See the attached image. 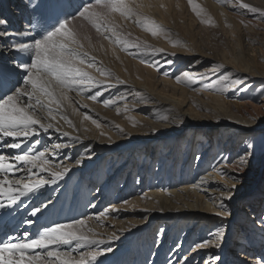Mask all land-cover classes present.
Listing matches in <instances>:
<instances>
[{
  "label": "rangeland",
  "instance_id": "obj_1",
  "mask_svg": "<svg viewBox=\"0 0 264 264\" xmlns=\"http://www.w3.org/2000/svg\"><path fill=\"white\" fill-rule=\"evenodd\" d=\"M47 1L51 3L56 0ZM117 1L120 2V0H60L62 5L59 3V6H62L61 9L57 8L54 3L52 4L53 15L51 19L53 18V21L41 18L42 25L48 22L52 27L51 31L55 33L52 37H49L52 32L49 30L43 31L40 33L41 36L32 39L33 42L37 43L48 38L55 41L58 37H62L73 43V49L86 54V59H90H83L86 62V67L84 66L85 64L83 67H78L65 63L64 55L61 59H57L55 55H50L49 64L40 62V64L45 65V69L58 62L57 66H52L53 71H46L43 74L46 76L45 82L47 85L57 88V96L61 99L60 107H58L61 109L67 107L72 115V118H63L65 120L58 118L61 120L59 122H62V125H66L64 128L69 129L70 127L69 130L76 134L81 132V128L83 129L82 131H91L96 139L102 137L109 139L105 140L107 143L116 137L121 138V141L118 142H125L135 137L142 138L151 131L150 129L158 132H162V129H175V132L180 128L181 130L178 133H173L175 134L173 137L168 135L169 138H162L157 145V152L156 148L154 150L150 148L153 152L150 150L148 154L144 150L145 146L140 147L145 156H149V162H145L147 167L140 171L143 172V179L140 181L139 169L141 166L137 161L130 162L131 155H128L131 153L133 146L127 150V153L122 154L123 158L120 156L121 160L124 158L128 160L126 162L122 160L121 162L123 163L119 162L116 164H122V171L119 170L121 173L116 174V176L111 177L113 172L109 166V157L111 155L109 153L102 157V163H94L89 168V171L87 170L80 174L79 170H75L72 171L74 172L72 180L69 173L67 177H64L65 180L62 183L57 181L60 184L58 192L61 191L63 186L69 185V188L66 187L71 197H73L71 200V219L61 221L60 224L67 226L74 223L76 221L74 214L81 212L83 208L87 209L88 214L84 215L85 213H83L80 218H88L95 215L90 213L89 210L98 203V200H90L89 193L94 195L96 191H100V195L95 196V199L101 195V199H104L102 209L97 212V214H101L112 203V206L115 207V203L120 205V202L134 201L136 197H140L139 204L141 205L144 203L143 199H146V192L150 193L155 190L164 192L172 189L177 191L178 188L185 187L188 184L197 185L203 189L208 188L209 190L217 187L223 194L220 197H216L215 193H207V197L210 198L208 200L210 202L218 200L225 206L214 207V205V208H209V211L204 212V216L197 219L199 224H195V220H191L195 225L193 227L195 232H193L190 239H186L189 240V244L179 254L175 264H180L182 261L181 264L213 263L206 262V255L200 256L199 253L194 254L192 252L197 245L198 231L202 226H205L206 235L213 233V229L216 226L218 227L216 231L223 235L221 239H217L221 241V248L213 254L215 256L216 254L219 255L220 260L217 263L264 264V247H260L264 240L259 244L258 240L253 238V241H256L248 244L252 248L249 251L244 246H238L239 243H243L242 239H240L241 233H245L242 237L248 238L250 235L249 229L253 227L250 222L252 219L248 217L241 219L240 209L250 205L254 206L253 203L248 202L249 198L255 197L262 187L264 163L257 166L243 163L246 159L243 158V155L236 153L237 148L240 146L236 142L231 145L234 150L231 151V155L227 159L223 157L217 160L220 142L224 141V139H226V143L230 142L229 135L226 136L229 130L223 132V139L220 140L224 124L223 118H226V116L222 115L231 113L236 116L240 114L251 121H256L259 117L264 118V74L257 78L256 86L262 88V92L256 96H252L248 89L243 90L245 85L240 84L241 82L230 83V80L241 79L246 75L240 73L242 69L258 72L257 74H261L259 72L264 73V23L263 18L259 17L264 12V9L255 3L252 4L250 0H205L202 2L171 0V3L169 2V4L160 9H157L156 4L153 2L150 5V10L146 11L144 0H132L134 6H131L130 0H125L124 3L130 8L128 18L125 19L122 18L125 16H122L118 11V6H113ZM11 11H17L16 14L18 11L20 13V10L15 6ZM25 12L24 14H26ZM2 16V18H5L6 13ZM12 17L19 20L17 15H12ZM20 21L25 23L22 19ZM8 25L10 27L9 22ZM62 29L63 31H61ZM105 40L116 49V52H110L105 48ZM6 46V44L3 45L4 48ZM21 55L23 56V54ZM27 58V64L32 70L36 57L32 55ZM60 64L61 66H59ZM191 72L198 75L206 74V76H202L203 80H196L197 78L190 74ZM89 78L95 82L93 89L88 86L91 81ZM220 85H224L222 90L225 91H217L220 90ZM17 87L12 86L7 89L5 94L0 95V110L3 109L5 112V114L0 115V132L4 130L6 132L19 131V133H24L25 131V133L31 134L33 128L21 127L22 122L25 123L24 121L29 119L27 109L35 111L34 108L27 104L26 97L23 98L22 103L20 102L17 110L25 116L23 118L27 116V119H18L17 121V118L11 115L13 112L15 113L12 107L4 108L7 102L1 108L2 102L10 97L11 92H15ZM239 87L243 92H238ZM87 88L89 89L87 90ZM162 100L165 103H160ZM12 101H14V98ZM238 105L239 108H237ZM224 108H227V111L221 110ZM207 127H210V129L208 130ZM212 127L215 128L214 131L216 133L210 134L208 131L212 130ZM233 127L228 128L233 129ZM191 131H193L194 137L193 141L189 142L188 133ZM44 132L47 133V135L45 134L46 143L38 150V155L44 154L42 153L43 150L46 153L50 150L55 151L52 145L57 144L55 139H53L52 132L50 133L48 130ZM247 132H249L248 135L258 136L261 134L259 128L255 127L250 128ZM131 133H140L142 135H133L128 138ZM196 133L198 134L197 136ZM33 134H36V132ZM33 136L36 137L37 135ZM166 139H169V141L165 142ZM174 140L178 141L179 144L173 145ZM152 141L148 142L153 143ZM209 141H211L210 145L213 151L209 153L207 160L204 161L201 149ZM13 142L11 146L20 145L18 142ZM22 142L31 147L26 139L22 140ZM38 142H40V139L36 138L34 143ZM89 142L91 146L94 140ZM161 143L169 145V147L164 146V148L167 147L168 151L172 145L174 146V151L176 150L173 156L174 164L172 169H170L172 172L171 176L166 175V172L169 173L170 160L163 163L159 162L163 152V150H160ZM184 145L188 147V150L193 155H190V151L185 152L186 147ZM177 146H179V154L176 153ZM103 147L97 146L100 149ZM225 147L227 148L229 145ZM19 151L17 149L15 153ZM90 152L95 154L97 150L93 148ZM184 152L189 153V157L186 158V164L184 162ZM55 154L57 155L56 152L49 154V156L46 155L44 160L46 162L52 159L55 160L53 158ZM92 154L88 153L86 156ZM125 154L128 157L124 156ZM80 156L82 157V154L77 152L73 159H67L65 163H74L81 158ZM118 160L116 161L118 162ZM241 160L243 161L240 162ZM198 162H200L199 169ZM157 166H160V171L158 172ZM186 166L189 167V177L185 180L182 178L178 180L179 169L184 170ZM221 168H226L227 171L221 172ZM33 173L32 171V176L37 177ZM156 175H160V177L157 179ZM190 175L192 176L190 177ZM203 176L213 178L214 182L209 184V187H205V185L199 183L202 181L201 177ZM64 178L60 177L58 179ZM170 178L173 179L168 181ZM46 179L55 180L53 177H47ZM92 179L98 180L92 187H88V185L93 183ZM107 179L110 180L107 181ZM158 181L159 183H157ZM161 181H163V184H160ZM104 183L107 184L104 185ZM144 183L146 184L143 185ZM101 185L105 187L103 192H101L102 189L99 190ZM138 185L141 186L140 191L137 189ZM134 189L136 192H134ZM128 190L131 191V194H129ZM122 194L125 196V200L121 199L119 201L120 196H123ZM261 202L259 212L254 216L253 221L255 223L259 221L260 224L264 225V198L261 199ZM135 203L133 207L137 208L130 209L132 210L130 215L119 216L116 214L113 215L114 219L112 218L116 222L125 219L136 221L135 224L128 222L126 224H130L128 228H124L122 223L121 227L115 228L111 224L107 225L100 222L99 230H103V233L118 237L126 233L123 231L130 230V235L123 248L110 254H105L104 256L106 257H97L99 260L91 262V264H113L114 260L118 261L117 264H137L138 260L143 261V264L169 263L171 250H174L175 246L184 238L185 231L187 232L189 218H183V220L178 221L176 236L172 238V234L167 232L161 241L160 222L165 219H157L153 224L154 227L152 226L151 230L147 231L148 224L143 225L140 221L143 219L145 221L148 211L142 205L139 207L138 203ZM164 209L162 208V210ZM215 212L219 214L215 215ZM168 214L171 215L169 220L176 222L178 213L174 210H169ZM213 215L216 217L213 218ZM203 223L206 224L204 225ZM254 228L251 230L253 231L251 234L257 229V227ZM59 229L57 230L58 233H60ZM114 229L117 231H114ZM192 237L194 238L192 239ZM209 239L211 238L209 237ZM257 239L259 238L257 237ZM261 239H264V230H262ZM204 240L207 239L205 238ZM159 241L162 243L164 241L167 242L166 250L161 255L162 261L159 260L158 262L160 257L158 255L154 262L153 257L160 247ZM86 244L89 246L81 248L80 251L76 249L79 248V244L74 245L75 250H78L79 254H86L97 249L109 250L111 247L113 248L110 245L100 247L98 246L99 242H94L91 245V242L88 241ZM172 246L174 247L172 248ZM46 249L49 251L51 248L47 247ZM126 252H130L131 255H127ZM117 253H120V256L116 259Z\"/></svg>",
  "mask_w": 264,
  "mask_h": 264
},
{
  "label": "bare ground",
  "instance_id": "obj_2",
  "mask_svg": "<svg viewBox=\"0 0 264 264\" xmlns=\"http://www.w3.org/2000/svg\"><path fill=\"white\" fill-rule=\"evenodd\" d=\"M124 1L125 0H120V2L117 1L118 3H114L115 5L113 6L117 5L119 8L118 11L121 13L122 16H125L122 18L126 19L128 18L130 8H128V5L125 4ZM130 1L132 3L131 6H134V2L132 0ZM202 1L205 0H193V2ZM250 1L252 2V4L255 3L264 9V0ZM144 2L145 10L149 11L150 5L153 2L156 4V8L160 9L162 7H165V5L169 4V2L171 3V0H144ZM53 3L57 6V8H62V6H59L60 0L52 1L51 3H49L47 0H0V95L5 94L7 92V89H10V87L18 86L16 91L11 92L12 94L10 93V97H8L4 102H2L1 108L7 102L4 108L8 106L12 107L15 113L13 112V114L11 115L17 118V121L18 119L22 120L28 118L27 116L26 118H23L25 116H23L17 110L18 106L20 105V102L22 103L24 97L27 98V104H29L32 108L35 109V111L27 109L29 119L25 120V123L22 122L21 125V127L26 126L27 128H33V130H31V134H29L28 132L27 134L25 133V131L24 133H19V131L6 132L4 130L3 132H0V241L3 240V243L0 242V264H91V262L99 260L97 259V257H106L104 256L105 254L107 255L111 252H115L116 250L123 248V246L127 243L129 239L128 236L130 235V230L123 231L126 233L122 236L116 237L103 233V230H99V227L100 222L106 223L107 225L111 224L113 227L115 226V228H117L118 226L121 227V223L124 228L129 227L130 224L126 225L128 222H131V224H135L136 221L133 222V220L125 219L122 221L119 220L118 222H116V220H113V215L116 214H118L119 216L130 215V211L132 212V210L130 209L137 208L133 207L134 204H136L135 202L138 203L139 207H141L142 205V207L146 208V210L148 211L145 221L144 219L140 221L143 225L148 224L147 231L151 230V227L157 219H165L160 222L159 230L161 241L163 240L162 238L165 237L167 232L169 234H172V238L173 236H176L175 233L178 229V221L181 219L183 220V218H189L187 222L189 225L187 228V232L185 231L184 238H182V241L178 243L175 246L174 250H171L170 253L171 258L169 259L168 264H175L177 262L176 260H178L179 258V254L189 244V240L186 239H190V237L193 235V232H195V230L193 229L195 225L191 222V220H195L194 223L199 224L197 219L201 216H204V212L209 211V208L225 206L222 204V202H218V200L214 202H210L208 200L210 198L207 197V193H215L214 195L216 197H220V195L223 194L222 191L219 190V188L216 187L213 190H209L208 188L203 189L200 186H192L191 184H188L185 187L178 188L177 191L175 189L164 192L155 190L151 191L150 193L146 192V199H143L144 203L141 205L139 204L140 197H136L134 199L135 202L133 200L123 201L119 203L120 205H117V203H115V207L112 206V203L108 207H106V211L101 214H97V212L99 211V209H102L104 199H101L102 195L95 199V196H97L98 194L100 195V191H96L94 195L89 193L90 200H98V203L93 205L91 207V210H89L90 213H94L95 215H92L88 218H80L81 214H88L87 209L83 208L81 209V212L74 214V217L76 218V221L74 223H71L67 226H63L64 224H60L61 221L71 219V200L73 197H71L68 191L69 185H66L68 188L66 186H63L61 191L58 192L60 190H58L60 184L57 183V181L62 183L65 180L64 177H67L69 173L72 177V174H74V172L72 171L75 170H79L80 174L86 172L87 170L89 171V168L94 163H102V157L109 153L111 154L109 157V166L111 167L110 169L113 172L111 177H113L114 175L116 176V174L121 173L119 170L122 171L121 163L123 162L121 161L125 160L124 162H126L128 160L125 158L121 160L120 156L122 157L123 153H127V150L131 148V146H133V148L131 149V153H129L128 155H131L130 162L132 161L133 163V161H137L138 164L141 166V168L139 169L140 181L141 179H143V172L140 171H142L144 167H147L145 165V162H149V156H145V153L143 152V150L140 149V147L145 146L144 150H146L148 154L150 153L151 149L154 150L155 148L157 152V145L159 141L162 138H169L168 135L173 137V135H175L173 133H178L181 128L178 129L176 132L175 129H162V132L153 131L152 129H150L151 131L146 133V135L142 138H130L133 135L140 134L131 133L128 137L130 139L127 138L128 141L118 142L121 141V138L119 139L116 137L109 143L105 141L109 139H105L104 137L96 139L94 137V133L92 134L91 131H82L83 129L81 128V132H78L79 134H76L73 131L69 130V126V129L64 128L66 125H62V122H59L61 121L60 119H69L72 118V115L70 114L69 109L67 107H65V109L59 108V104H61V99L57 96V88L55 86H48L45 82L46 76L43 74L46 71H51L53 69L52 66H57L58 62L50 65L48 69H45V65L40 64V62H47L49 64L48 60L50 55H55L57 59H61L64 55L63 57L66 59L65 63H68L71 66L76 65L78 67H83V65L85 64L84 66L86 67V62L83 59H90H86V54L78 52L77 49H73V43L67 41V39H63L62 37H58L55 41L51 40V38H48L42 41H38L37 43L33 42L32 39L41 36V32H46L48 30L51 31V25H49L48 22L42 25L41 18H47L49 20L53 19H51V16L53 15ZM60 5L62 4L60 3ZM14 6L18 8V10H20V13L18 11V13L16 14L17 11H11ZM24 11H26V14H24ZM4 12L6 13V17L2 18V15L5 14ZM12 15H17L19 20L14 19ZM259 17L263 18L264 23V12L261 13ZM21 19L24 20L25 23L20 21ZM8 22L10 24V27L8 25ZM61 31H63V29ZM51 32L52 33L51 35H49V37H52V35L55 33L53 31ZM4 44L7 45L5 48L3 47ZM104 45L105 48H107L110 52H116V49L112 47V45L108 41L105 40ZM21 54H23V56ZM32 55L36 57V60L33 63L32 70H30V66L27 64V57L30 58ZM59 66H61V64ZM240 73L242 75H246L241 79L230 80V83L235 84L237 82H241L240 84L245 85V88L243 90L248 89V91L251 92L252 96H256L258 93L262 92V88L257 87L256 84L257 78L263 76L264 73L259 72L261 74H257L258 72L255 73L254 71H246L244 69H242ZM190 74L196 77V80H203L202 76H206V74L198 75L193 72H191ZM89 80H91V78H89ZM91 81L88 83V86H90L89 88L93 89L95 82L93 80ZM223 86L224 85H220V90L217 91L221 92ZM89 88H87V90ZM243 90H240V87L238 88V92H243ZM223 91L225 90H222V92ZM13 98L14 101H12ZM160 103H165V101L162 100L160 101ZM221 108H223V106H221ZM237 108H239V105ZM221 110L227 111V108ZM0 111V115L5 114L3 109ZM222 116H226V118H223L224 124L220 134V140L223 139V132L229 130L226 133V136L229 135L230 142L226 143V139L220 142L221 144L219 148L220 150L218 151L217 160L223 157L227 159L231 155V151L234 150V147L231 145L233 144V142H236L237 144H240V146L237 148L236 153L243 155V158L246 159V161L241 160L240 162L243 161V163L250 164V166H257L264 163V118L259 117L256 121H251L247 120L240 114L234 116V114L227 113ZM231 126H234L233 129L228 128ZM253 127L259 128L261 134L258 136L248 135L249 132L247 131H249L250 128ZM207 129L209 130L210 127H207ZM46 130H48L50 133L52 132L54 137L53 139H55V143H57L54 146L52 145V148L55 149V151L50 150L46 153L43 150L42 153L44 154L38 155V150H40L41 146H43V144L45 145L46 143L47 133L44 132ZM214 130L215 128L212 127V130L208 131V133H216ZM34 132H36V134L33 135H37L36 137L32 135V133ZM238 134L239 137L237 138ZM188 135V141L192 142L194 137L193 131L188 133ZM197 135L198 134L196 133V136ZM36 138H39L40 142L34 143ZM24 139H26L30 143L31 147H28L25 142H22V140ZM91 140H94V143H92L90 146L89 141ZM12 141L18 142V144L20 145L11 146ZM148 141H152L153 143ZM168 141L169 139H166L165 142ZM161 144L162 146L160 150H163V152L161 153V159L159 162L163 163L167 160H170L169 173L166 172V175L171 176L172 172L170 171V169H172V165L174 164L173 156L175 155L176 151H174L173 145L179 144V142L174 140L173 145L170 146L171 149L169 151L167 150V147L164 148V146L169 147V145L165 143ZM210 144L211 141H209L201 149L203 151L202 159H204V161L207 160L209 153L213 151V149H211ZM227 145H229V147L226 148L225 146ZM97 146L104 147L100 149L97 148ZM177 147L178 148L176 153L179 154V146ZM185 147V152H189L190 150H188V147ZM93 148L97 150L95 154H92L90 152ZM17 149H19L20 151L18 153H15V150ZM153 150L151 151L153 152ZM54 152L57 153V155L55 154L56 156H53L55 160L52 159L51 161L46 162L44 160L46 158V155L49 156V154ZM77 152H80L82 154V157L80 156V159H78L74 163H65L67 162V159H73ZM7 153L9 154L7 155ZM88 153L92 155L86 156V154ZM191 154L193 155V153H191L190 151V155ZM188 155L189 153H185V164L186 158L189 157ZM124 156H126V154ZM116 160H118V162ZM119 162L121 163L119 165H116ZM200 162H198V164ZM150 163H152V161H150ZM199 167L200 164L198 166V169ZM188 168L189 167L186 166L184 170L179 169L178 180H180L181 178L185 180L189 177ZM32 171L34 172L33 174H35L37 177L32 176ZM158 171H160V166H157V172ZM220 171L225 172L227 171V169L221 168ZM191 176L192 175H190V177ZM47 177H53L55 180H47ZM60 177L64 179H58ZM159 177L160 175L157 176V179ZM73 178L74 177H72L71 180ZM171 179L173 178L168 179V181H170ZM201 179L202 181L199 183L205 185V187H209V184L214 182V179L209 176H203L201 177ZM97 180L98 179H92L91 181H93V183L91 185H88V187H92V185H94ZM109 180L110 179H107V181ZM154 181H156V179H154ZM157 183H159V181ZM106 184L107 183H104V185ZM145 184L146 183H144L143 185ZM160 184H163V181H161ZM137 187L138 191H140L141 186L138 185ZM99 190L103 192L105 190V187L101 185L99 187ZM134 192H136L135 189ZM129 194H131V191H129ZM214 195L212 196V199ZM124 198V195L122 197L120 196L119 201H121V199L125 200ZM263 198L264 179L262 180V187L256 194V196L253 198H249L248 203L251 202L254 204V206L250 205L248 207H242V209H240L241 219L248 217L252 219L250 222L253 224V227L249 229L250 235L248 236V238L244 236L242 237V235L245 234L242 232L240 239H242L243 243L238 244V246L240 247L244 246L245 249H247L248 251L252 249L248 246V244H252L256 240H258V243L260 244V242H263L264 240L261 239L262 230H264V225L260 224L259 221L257 223L253 221L254 216L257 214V212H259V207L262 203L261 199ZM162 208L165 209L162 210ZM169 210H174L176 211V213H178L176 217V222H173V220H169L171 217V215L168 214ZM160 211H162V213H160ZM215 213V215L219 214L217 212ZM215 215H213V218L216 217ZM193 217L195 218L191 219ZM211 217H209V219H211ZM203 224L205 225L206 223ZM254 227H257V229L254 230L253 234H251L253 232L251 230H253ZM217 228L218 227L216 226L213 229V233H208V235H206L205 226H202L198 231L199 233L197 237V245L192 251L194 254L199 253L200 256L206 255V262H213L212 264H219L217 263V261L220 260L219 255H213L215 252H218L221 248V241H218L217 239H221V236H223L220 232L218 233L216 231ZM58 229L61 234L57 232ZM114 231L117 230L114 229ZM189 232L190 235L188 236ZM251 235L253 236L251 237ZM209 237L211 239L208 240ZM257 237L259 239H257ZM193 238L194 237H192V239ZM205 238L207 240H204ZM253 238H256V240L253 241ZM88 241L91 242V245H93L94 242H99L98 246L100 247L110 245L113 246V248L111 247L109 250L97 249L94 251H90V253L87 252L86 254H79V252H77L78 250H75L74 245L76 246V244H79V248L76 249H79L80 251L81 248L89 246L86 244L88 243ZM161 241H159L160 247L157 249V252L153 257L154 262L158 255L160 256L158 262L159 260L162 261L161 255H163L166 250L167 242L164 241L163 243L166 244H163ZM261 246L264 247V242L260 245V247ZM47 247L51 249L48 251L46 249ZM173 247L174 246H172V248ZM126 254L131 255L130 252H126ZM119 256L120 253H117L115 258L117 259V257ZM117 263L118 261L114 260L113 264ZM137 264H143V261L138 260Z\"/></svg>",
  "mask_w": 264,
  "mask_h": 264
}]
</instances>
